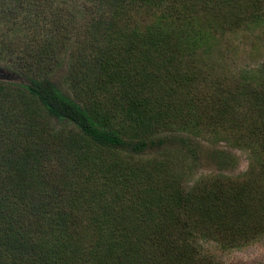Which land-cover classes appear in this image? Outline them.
<instances>
[{"label": "trees", "instance_id": "1", "mask_svg": "<svg viewBox=\"0 0 264 264\" xmlns=\"http://www.w3.org/2000/svg\"><path fill=\"white\" fill-rule=\"evenodd\" d=\"M77 1L116 38L66 0H0L26 29L0 42L24 78L0 80V264H222L205 244L249 241L248 202L264 209V61L229 73L182 57L196 0ZM227 147L246 154L240 179ZM204 159L218 172L187 183ZM30 181L56 183L55 210Z\"/></svg>", "mask_w": 264, "mask_h": 264}, {"label": "rangeland", "instance_id": "2", "mask_svg": "<svg viewBox=\"0 0 264 264\" xmlns=\"http://www.w3.org/2000/svg\"><path fill=\"white\" fill-rule=\"evenodd\" d=\"M4 4L0 3V42L8 43L13 37L18 42L23 41V34L26 29L16 24H8L7 17L1 12ZM58 4L64 5L63 7L75 13L77 24L84 20L81 27L86 28L88 25L104 41H109L107 36L110 37V41L116 38V30L110 24H100L98 19L94 21V25L86 22L88 12L94 9L91 3L66 0V3ZM193 4L196 9L180 20L183 24V30L181 28L179 35L182 39L180 45L181 47L185 45L188 48V53L184 54L183 52L182 57L189 59L190 62L195 63V66L203 69L223 70L229 73L240 70L251 71L252 68H257L264 61V0H196L193 1ZM150 19L152 21L155 16ZM137 21L140 28L146 24L145 21ZM3 61H0V80L24 81V78L9 69ZM63 70L59 74H62ZM223 144L221 142L217 147L223 146ZM227 149L236 154L237 164L232 170L224 172L230 177L240 179L247 169L246 154L240 149H230L229 147ZM205 172H218V170L204 159L199 169L184 174L183 179L187 178V183H193L201 173ZM41 182L33 183L30 181L29 194L39 203L38 210L43 211L52 205L51 208L55 210L57 204L51 195L56 192L61 199L63 197L62 191L56 183L43 189L44 183ZM39 185L42 190L47 192L38 193ZM248 206L253 211L249 217L253 216L251 220L256 222L255 233L249 241L225 249L220 248L215 243L205 244L215 259L222 264H264V209L260 201L255 198L248 202ZM26 219L27 224L34 225V216L31 215Z\"/></svg>", "mask_w": 264, "mask_h": 264}]
</instances>
